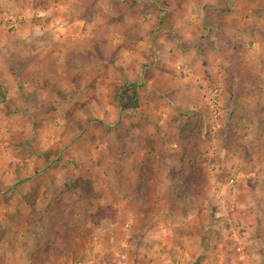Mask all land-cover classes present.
Instances as JSON below:
<instances>
[{
  "label": "rangeland",
  "instance_id": "rangeland-1",
  "mask_svg": "<svg viewBox=\"0 0 264 264\" xmlns=\"http://www.w3.org/2000/svg\"><path fill=\"white\" fill-rule=\"evenodd\" d=\"M12 1L15 2V0H0V39L13 38L22 24L20 21L26 18L25 14L27 13V15L29 14L27 20L30 21V27L37 26L31 31H36V36H39L40 41L43 42V45L35 46L33 49H39L46 53L48 46L46 42L52 39L56 43L58 39L42 26L52 24L49 17L55 9L59 10L58 5L46 7L44 11H37L36 9L40 8L38 3L41 0H18L19 4L16 5ZM258 2L261 5H258ZM236 4L241 5V9H239L242 14L239 15L240 19L239 17L235 19L236 16L230 19L233 21L232 24L236 20L239 21L236 24L245 21L244 23L250 24L249 26L257 24L256 22L264 23V10L260 9L264 7V0H233V4L232 2L230 4L233 13L237 8ZM90 5L93 6L92 3ZM163 5L164 3L160 4L154 0V8L159 9ZM17 8L21 10L20 13L17 12ZM131 9L134 10L132 6ZM73 10L66 19L77 20L81 18V14H84L77 7H73ZM21 14H23L21 17L23 19L16 17ZM3 16L6 21L1 19ZM81 19H90L91 22L97 23L104 18L99 13L93 16L84 14ZM53 20L60 21L63 18L55 16ZM248 28L251 27L246 29ZM246 29L244 31L248 34L249 31ZM237 30L239 31L237 28L233 29L229 34L231 45L239 43L235 38L238 35ZM141 31L135 30V32ZM157 31L159 30L157 29ZM165 31L169 36V30ZM204 33L206 34L205 31ZM92 35L93 31L90 34L89 43ZM245 37L242 36V38ZM85 40L86 42L81 41L79 44L84 45L88 39L85 38ZM128 40L132 50L133 47L136 48V43H139L134 39V36ZM110 42L113 45L115 40L108 39V43ZM116 44L118 45L117 42ZM75 45L77 46V43ZM203 46H206V43ZM172 47H176V44ZM54 49L57 53V64L61 66V77L65 71L66 75L74 76L75 82L72 84L65 79L53 77L49 81L48 87L57 93H50L46 100V97L41 96L40 100H43L41 104L44 108L56 107L57 99L65 104L66 108L64 106L62 110H67L72 119L66 127L68 126L73 131L72 125L78 111L76 104L78 101L77 83H80L78 77L80 65L79 61L75 59L77 56L75 52L78 53L79 49L74 51L69 48L67 50L62 45L55 46ZM238 50L242 51L239 48ZM249 50L242 54L231 49V53L226 55L229 56L227 59L216 60L217 57L213 56L210 60H202L200 64L198 63L197 71L194 73L183 69L181 66L183 63L169 61L170 66L177 63L180 67L174 64L175 66L173 65L166 71L168 74L164 77L167 79V83L161 85V88H154L153 84L145 81L146 75L144 74L147 65L148 67H157L161 61L146 59L151 56L147 52L140 55L138 61L133 62L136 67H139L140 63L143 64L142 76L140 72L137 74L133 72L130 76L132 79L126 82L123 87L134 84L138 94L140 93L142 96L140 97L142 101H157V98H160L158 101L162 103L163 107L159 109L165 115L164 118L168 124L170 120L173 122L172 116H174L172 107L174 104H169L170 100L176 95L177 100L185 99L186 96L182 93L185 86L194 87L196 88L195 95L198 98L193 99L192 102L195 103L194 100H197L199 114L204 123L200 125L198 131L193 132L191 140L189 136L187 137L188 141L182 140L180 143L182 146L178 149L179 155L170 151L175 150L176 152V147L173 148L174 142L165 141L163 149L157 147L148 152L149 156L142 160L144 163L148 162L147 165L141 163L142 156L138 157L136 154L144 153L145 155V151L152 146V141H131L127 136L128 131L120 128V125L111 127L106 122L100 121V124L92 127V133L97 134L101 139L87 142L89 144L88 152L92 156H88V158L85 156V159L81 158L82 153L78 151V138L74 137L73 141L71 139L70 145L61 151V153L64 152L63 160H60V163L59 160H55L54 163H56L55 165L62 164L69 172L70 180L67 183L71 201L77 200L73 197L94 196L92 193L83 194L79 189H75L74 185L78 181L76 178L85 177L79 170L95 168L88 175L92 177L91 181L97 187L98 195L95 196L96 199H99L100 204L84 206L73 202L69 205L57 203L46 206L48 214L33 215V206L30 204L20 205V198L26 197L28 201V196L37 186V191L41 194H45V191H50L49 189L52 188L51 196L57 200L61 196V189L58 187L61 185L62 178L56 172L53 177L44 172L40 176L32 178L30 172H25V168H20L22 165L18 166L13 160L14 149L12 146L4 145L1 150L5 149V153L0 151V264H188L190 260L193 262L197 258H203V261L196 264H264V158L256 160V164L251 163L252 158L250 160L243 159L248 154L251 157L250 153L256 157V152L260 154L264 151L260 152L259 147L256 146L259 144L257 138H241V132L244 129L241 125L242 122H239L238 116L240 115L233 105V97L240 94L238 86L253 83V80L257 79L254 76V71L264 69V59L261 55L259 56L254 50L249 54ZM68 66L69 69H66ZM100 68L102 71L105 70L103 66ZM119 70L123 71L124 69L119 68ZM148 70L150 71V68H147V72ZM152 72L156 71L152 70ZM114 74L122 76L121 71L117 72L116 70ZM241 74L245 75L240 77ZM32 82L34 87L46 84L42 80L33 79ZM88 88L89 85L86 86L87 94L90 93ZM61 89H67L68 94ZM153 89L158 92L154 93ZM177 89H180L181 96ZM120 90L117 89V92H121ZM148 90L149 93H147ZM113 93V91L109 92L108 97L111 98ZM2 95L6 97L5 94ZM2 95L0 93V101L4 104L6 102L4 110L0 109L3 120L14 114V108L12 99L5 101L1 98ZM247 95H250V98L244 105L245 107L253 101L251 93H247ZM223 98H227V100L224 101ZM72 102H74L73 105ZM67 106L71 107L67 109ZM62 110L58 112L60 117ZM184 111L185 109H183ZM58 119L61 120V118ZM1 123L0 135L7 132V136L12 137L15 124L11 122L9 125H3ZM153 125L155 124L145 128H150L153 133H159L158 126ZM56 127L61 128L62 126L58 124ZM254 127L252 128L254 129ZM135 129L133 131L137 132ZM164 130L171 131L167 128ZM70 134L73 136L71 132ZM7 136L5 137L7 138ZM2 141L4 144L6 143L5 140ZM192 143H195V146ZM187 144L190 145V148H185ZM142 147L145 149L141 150ZM162 151L169 156L168 161L171 164L166 168H174L171 176L175 188L178 189L176 193L183 196L181 203L179 202L175 207L176 212L171 209V203L165 201V196L159 195L155 199L153 196L150 199L147 197L149 202L146 204L140 202L141 198H138V195L141 193L139 190L132 194L127 185L122 182V178L124 180L125 176L129 174L121 168H143L144 170L145 168H161L158 163L159 154ZM56 152L59 153L60 148ZM132 154L134 157L131 158ZM79 155L80 159H78ZM22 169L23 171H21ZM188 169L190 174L187 172ZM27 170L30 171L32 168H27ZM95 170L96 172H94ZM145 171L143 175L147 176ZM19 173L21 174L19 175ZM257 176L260 177L256 178ZM183 181L186 182L185 185L182 184ZM134 196L137 199H134ZM187 198L190 199V205L183 204L186 201L184 199ZM144 199L146 197H142V200ZM52 213H55L53 217L57 220H52L49 217V214ZM128 224L130 226L126 228ZM115 228L120 230L117 235ZM109 233L111 237H107ZM111 233L113 234L111 235ZM46 235L48 238L45 237ZM148 238H154L152 246L147 245ZM206 245L208 250L209 247H212L206 252L207 255H204L201 249ZM238 248L240 252L237 251ZM158 251H161V256L166 257L162 258L163 261L158 259ZM240 254L244 257L242 260L239 259ZM205 257L208 258L207 261Z\"/></svg>",
  "mask_w": 264,
  "mask_h": 264
},
{
  "label": "crops",
  "instance_id": "crops-1",
  "mask_svg": "<svg viewBox=\"0 0 264 264\" xmlns=\"http://www.w3.org/2000/svg\"><path fill=\"white\" fill-rule=\"evenodd\" d=\"M157 2H160V4L164 3L163 7L159 9L154 8V0H41L38 3L40 8H37V11H44L46 7H53L55 4L59 7V10L55 9L49 17L52 24L42 26L58 39L56 43L52 39L46 42L48 45L46 47V53H43L39 49H33L35 46L40 47V45H43V42L40 41L39 36H36V31H31V29L37 28V26L30 27V21L27 20L29 14L27 15V13L25 14L26 18L20 21L22 24L19 26V31H16L13 38L9 40L5 38L0 39V93L1 95H6V97L2 95L1 98L5 101L12 99L14 108V114H11L10 117H5L3 120L2 114L0 113V123L2 122L1 124L3 125H9L11 122L15 124L12 137H8L7 132H3L0 135V140L6 141L4 144L1 140L0 151L5 153V149L1 150L4 145L12 146V149H14L12 153L13 160L18 166L22 165L20 168H25V172H30L32 178L38 177L44 172L49 173L51 177L56 172L62 178L61 185L58 187L61 189V196L57 200L51 196L52 188L48 185L50 191H45V194L39 193L37 191L38 187L36 186V189L28 196V201L26 197L20 198V205L34 204V207H32L33 215L43 216V213L48 214V208L46 206L57 203L69 205L73 202L84 206L100 204L99 199H96L98 195L97 187L92 183V177L88 175L95 168H84V170L82 168L79 171L85 177L76 179L88 180L92 188L91 193L96 196L88 198H84L83 196L73 197V199L77 198V200L71 201V193L67 183L70 180L68 178L69 172L62 164L55 165L56 163H54L55 160H59V163L61 162L60 160H63L64 152L61 153V151L70 145V141L71 139L73 141L74 137L78 138L77 141L79 142L77 147L79 148L78 151L82 153L81 158L85 159V156L87 158L88 156H92L88 152L89 144L87 142L92 140L95 142L101 139L91 131L92 127L100 124V121L106 122L111 127L120 125V128L128 131L127 136L131 141H152V146L145 151V155L144 153L136 154L138 157L142 156L140 162L146 156H149L148 152H151L153 148L156 149L158 147L163 149L165 141H173V148L176 147V152L175 150L170 151L173 154L179 155L180 152L178 149L182 146L180 144L182 140H185V142L186 140H191L193 138V132L198 131L200 125L204 123L199 114L200 109L198 108L197 100H194L196 104L192 102L198 96L195 95L196 88H192L191 86L190 88L186 85L185 90L182 92L186 96L185 99L177 100L178 97L176 95L170 100L169 104H174L172 105L174 116H172L173 122L170 120L169 124L165 121V115L160 112L161 109L159 108L163 107L162 103L158 101L160 98H157V101H142L140 99L142 96L139 93L138 111L132 112L122 109L121 104L112 98V94L111 98L108 97L109 92L120 89L126 82L131 80L132 78L130 76H132L133 72L136 74L140 72L141 75L143 72V64L140 63V66L136 67V64L133 63L139 60L140 55L148 52L151 56L146 59L156 60L157 62L161 61L157 67H148L147 65L146 70H144V74L146 75L145 81L153 84L154 88H161V85L167 83V79L164 77L168 74L166 71L171 69L174 64L179 66L177 63H183L181 65L183 69L194 73L197 71L198 63L200 64L202 60H210L213 56L217 57L216 60L227 59L229 56L226 55L231 53V49L239 53V48L242 50L240 53L243 54L247 53V50L251 49V47L253 49L249 50V54L254 50L264 59V23L256 22L257 24L254 23L252 26H249L250 24L247 25L244 23L245 21H242L239 23V26V24H236L239 21L236 20L232 24L233 21L230 19H233L235 16V19H237L242 14L240 10L241 5L239 4H236L237 8L234 13L231 11L230 4L231 2L233 4V0H157ZM12 3L16 5L19 4V1L15 0ZM66 3L67 5L65 6ZM91 3L93 6L90 5ZM240 3L242 4V1ZM258 5H261V3L258 2ZM131 6L134 10L131 9ZM73 7L79 8L85 15L93 16L100 13L104 19L97 23L91 22L90 19V21L81 19L84 17V14H81V18L77 20L66 19L74 11ZM94 7L96 9H93ZM260 9L263 11L264 7ZM17 10L20 13L19 11L21 10L19 8ZM22 15H16V17L21 18ZM55 16H62L63 20L54 21ZM1 19L5 20L4 16ZM247 27L251 28L246 29ZM236 28L239 31L237 30L238 35L235 38L239 43L231 45V40L228 37L232 33L231 30ZM138 29L142 31L135 32ZM244 29L249 31L248 34L245 33ZM165 30H169V36H167ZM92 31L93 35L89 43V37ZM204 31L206 34H203ZM243 33L246 35H242ZM101 35L103 36L101 37ZM241 35L246 37L242 38ZM133 36L139 43H136V48L133 47L134 49L132 50L128 38H133ZM85 38L88 39V44L84 43V45H80L79 42H86ZM108 39H114L115 43L113 45L111 42L108 43ZM76 43L77 46L75 45ZM204 43H206V46H203ZM175 44L176 47H172ZM61 45L67 50L69 48L74 51L79 49L78 53L75 52L77 54L75 59L79 61L80 65L78 67L80 83H77L78 101H76V104L78 111L75 116V122L73 121V131L68 126L66 127L72 119L67 110H65V104H62L57 99L56 107L50 106V108H44L42 106L43 104H41L43 100H40L42 99L41 96L46 97V100L50 93H57L48 87V83L53 77L65 79L72 84L75 82L74 76L71 74L70 76L66 75L65 71L61 77V66L57 64V53L54 49L55 46ZM148 45L150 46L148 47ZM169 61L177 63L170 66ZM86 66L89 67L86 68ZM102 66L105 68L104 71L100 68ZM159 67L160 69H158ZM119 68H123L124 70H119ZM147 68H150V71L148 70L147 72ZM66 69H69V66ZM116 70L117 72L121 71L122 76L114 74ZM152 70L156 72H152ZM254 73L257 79H254L253 83L238 86V92L240 94L233 97V105L238 115H240L238 116L240 118L239 122H242L241 125L244 129L241 132V138H257L259 144L256 146L259 147L261 152L264 151V83H262L264 82V69H259L254 71ZM242 75L245 74H241L240 77ZM33 79L36 81L42 80L46 84L34 87ZM87 85H89L88 92H90L88 94L86 93ZM61 90H65L66 92L67 89ZM177 90L180 93V89ZM152 91L154 93L158 92V90L155 91L154 89ZM147 93H149V90ZM247 93H251L253 101L250 102L249 106L245 107L244 105H246L248 98H250V95H247ZM192 95L193 98L191 99ZM226 100L227 98L224 99V101ZM0 105V109L4 110L6 102L4 104L0 101ZM64 106L65 108L63 109L65 111L62 110ZM67 107L69 109L71 106ZM183 109H185L184 112ZM61 110L62 116L60 117L58 116V112H61ZM58 118H61V120ZM58 124L62 127H56ZM151 124L158 126L159 133H153L150 128H145ZM183 125L187 126L185 139L180 136V130ZM253 126H255L254 129L252 128ZM134 128H136L135 131L137 132L133 131ZM164 128L171 131L167 132ZM69 131L73 136H71ZM169 134L171 135L170 138ZM188 136L190 137L189 139H187ZM155 142H157V145H155ZM192 144L195 146V143ZM256 146L253 145V147ZM186 147L190 148V145L187 144L185 145ZM58 148H60L59 153L56 152ZM144 149L142 147L141 150ZM55 152L57 153L56 158ZM245 152L247 153V151ZM256 153V157L250 153L251 157L248 154L243 159L250 160L252 158L251 163L256 164V160L258 161L259 158L261 160L264 158V153L261 152V156L258 152ZM132 157H134L133 154L131 155ZM159 158L158 164L161 168H145L146 171L143 168H121L123 171L125 169V172L129 174L125 176L124 180L122 178V182L127 185V188L132 194L139 190L141 193V195H138V198H141L140 202L146 204L149 202L147 200L152 196L154 199L158 198L159 195L165 196V201L170 202L171 209L176 212L175 207L179 202L181 203L182 198H179V194L176 193L175 183L171 176L174 168H166L171 164L168 161L169 156L163 151L160 152ZM78 159H80V155ZM141 163H144V161ZM147 164L148 162L144 163V165ZM27 168H32V170L28 171ZM144 171L147 173V176L143 175ZM16 176L18 178L17 174ZM259 177L257 176L256 178ZM25 194L28 193L25 192ZM142 197H146V199L142 200ZM134 199L137 198L134 196ZM184 200L186 201L183 204H191L189 198ZM44 205L45 207H43ZM54 214H49V217L52 220H57L53 217ZM126 226L128 228L130 224ZM114 230L116 235L117 232L120 233L119 228H115ZM108 236L111 237L110 233ZM45 237L48 238L47 235ZM153 239H147L148 246L154 244ZM211 247H209V250H211ZM209 250L207 245L201 249L204 255H207L206 252ZM160 254L161 251H158V259L162 260V258H166ZM194 256L196 255L194 254ZM205 258L207 261L208 258ZM202 261L203 258H197L193 262L190 260L188 264L201 263Z\"/></svg>",
  "mask_w": 264,
  "mask_h": 264
},
{
  "label": "trees",
  "instance_id": "trees-1",
  "mask_svg": "<svg viewBox=\"0 0 264 264\" xmlns=\"http://www.w3.org/2000/svg\"><path fill=\"white\" fill-rule=\"evenodd\" d=\"M121 92L114 91L112 94L113 99L116 100L118 103L121 104L122 109L132 112H137L139 105H138V99L139 94L137 92V87L134 84L126 85L125 87L120 88ZM119 90V89H118ZM116 92V93H115ZM187 126L183 125L180 130V136L185 139L184 133H186ZM183 172H186L183 170ZM187 172L190 174V170L188 169ZM185 181V180H184ZM182 182L183 185L186 184V182ZM74 188L79 189L83 194L89 195L91 193L92 188L90 187V182L88 180H79L77 183H75ZM178 191V189H176ZM179 197H182L179 194ZM34 207V204H30Z\"/></svg>",
  "mask_w": 264,
  "mask_h": 264
},
{
  "label": "built area",
  "instance_id": "built-area-1",
  "mask_svg": "<svg viewBox=\"0 0 264 264\" xmlns=\"http://www.w3.org/2000/svg\"><path fill=\"white\" fill-rule=\"evenodd\" d=\"M237 251L240 252V249L238 248ZM243 258H244L243 255L240 254L239 259L242 260Z\"/></svg>",
  "mask_w": 264,
  "mask_h": 264
}]
</instances>
